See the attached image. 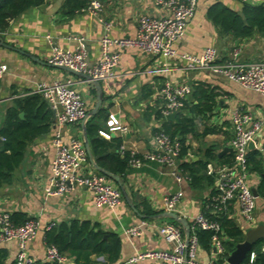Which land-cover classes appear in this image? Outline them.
I'll return each mask as SVG.
<instances>
[{"label":"crops","instance_id":"obj_1","mask_svg":"<svg viewBox=\"0 0 264 264\" xmlns=\"http://www.w3.org/2000/svg\"><path fill=\"white\" fill-rule=\"evenodd\" d=\"M65 1L46 0L44 4L31 8L10 21L8 29L0 34V42L10 46L8 48L0 45V65L7 66V71L0 81V126L6 110L15 105L14 100L17 96L35 90L39 84H50L55 81L72 80L74 87L85 99L88 112L94 109L96 104L94 85L48 62L52 53L48 36L53 44L72 50L83 43L88 53V62L93 65L101 57L100 40L106 32V23L110 24L108 30L110 36L135 38L138 21L142 15L157 18L170 15V9L160 4L158 0H100L103 11L98 15L83 11L68 14L64 8ZM218 2L235 11H241L243 7V2L237 0H198L194 18L175 44L178 54L201 55L205 48L215 47L219 51L221 61L225 62L231 60L233 52L239 48L240 52L236 59L238 62H264V33H257L246 39L224 33L208 16V9ZM250 4L264 5V0ZM79 38L81 41H78ZM184 65L185 62L180 58L166 60L137 49H123L114 76L100 81L104 96L102 108L107 109L108 117L103 118L96 113L86 120L85 128L82 122L67 125L63 131L65 137H76L85 143L90 123L108 131L107 120L113 114L119 118L122 128L110 132V138L100 134L99 139L109 142L112 138L119 139L120 148L112 147L97 155L93 153L92 142L88 138L92 160L102 167V163L107 162L106 158L110 154L120 152L124 155L122 148L144 155L154 149L156 131H164L163 124L170 121L167 117L158 119L155 115L164 104L160 94L164 83L168 81L173 84H187L192 88L205 84L207 87L215 88L219 93L218 104L210 115L202 121H197L194 133L186 135L185 144L188 149L186 155L180 157L179 167L183 162L209 160L208 150L216 157L209 161L215 169L229 165L230 155L233 153L229 148L232 149L231 140L234 135L230 111L241 106L250 110L254 117L264 120V96L209 69L186 70ZM193 100L191 93L189 101ZM185 111L180 112L184 116L192 115L188 109ZM148 113L152 115L149 116ZM54 117L56 116L52 110L53 123L50 130L29 143L22 164L13 173V182L0 189V212H21L29 218L38 219L41 223L42 227L36 238L29 244V253L41 262L44 260L46 250L44 225L49 222L59 225L62 222L78 220L89 221L95 230L100 229L119 237L118 259L109 262L104 256H92L93 264H158L154 260L135 263H130L129 260L140 252L169 248L158 231L160 225L170 223V219L160 217L165 211L163 198L177 191L183 192L184 197L175 212L185 217L192 228L194 218L204 212L212 188L193 189L190 180L184 178L181 181L177 180L174 173H178V168L146 162L140 167H128L125 176L121 177L128 197L122 196L116 210L96 205L90 192L85 189H76L63 196H47L44 188L49 183L51 163L55 156ZM206 128L213 131L205 133ZM256 140L258 148L250 150L258 152V159L264 169V125L256 135ZM226 148L228 151L224 152ZM82 173L86 175L100 173L89 156ZM181 173L183 177L188 175L183 170ZM263 178L264 174L250 171L249 182L257 193ZM113 183L120 188L115 181ZM214 187L216 188V182ZM155 213H158L155 217H145ZM255 215L256 224H264L263 196L257 197ZM229 216L244 233L250 228L241 216L236 202L231 203ZM142 222H146L147 225L141 236L130 237L126 234L128 228ZM0 247L9 252L7 264L15 262L17 243L9 242ZM198 260L200 264H227L218 262L214 250L211 253L200 250ZM70 262L74 263L73 259L70 258Z\"/></svg>","mask_w":264,"mask_h":264},{"label":"built area","instance_id":"obj_2","mask_svg":"<svg viewBox=\"0 0 264 264\" xmlns=\"http://www.w3.org/2000/svg\"><path fill=\"white\" fill-rule=\"evenodd\" d=\"M243 3H254L258 0H237ZM160 4L170 9V15L163 18L142 15L138 21V30L135 38H114L109 35L110 24L106 23V32L100 40L101 57L96 64L90 65L88 53L83 43L72 50L53 44L50 36L52 53L48 62L53 66H66L81 73L88 74L94 79L105 81L115 74V68L121 59L123 49H137L150 54L171 60L180 58L185 62L186 70L209 69L234 81L244 88L256 91L264 96V62H238L240 49L233 52L231 60L222 62L219 51L215 47H207L201 55L178 54L175 44L183 36L186 27L194 18L198 0H158ZM98 15L103 11L100 0H90L82 9ZM78 41H81L79 38ZM166 66L167 63L165 62ZM7 71L5 64L0 65V81ZM31 93H39L49 103L55 113V131L53 147L55 156L51 163V177L44 188L47 196H63L76 189H85L90 192L93 202L98 206H105L116 210L120 205L123 193L113 181L104 174L82 173V168L88 162V153L85 143L76 138H66L64 128L67 125L80 124L88 117L86 101L81 93L74 87L72 80L55 81L50 84H39ZM192 87L187 84H173L165 82L160 90L164 104L161 113L164 117L174 112H180L189 101ZM25 92L19 96H25ZM233 126L231 148L234 154L232 165L215 169L208 164L207 174L216 176V193L210 197L212 214L230 212L232 202L239 206L241 216L248 227L257 226L256 209L257 197L249 182V145L258 148L256 135L262 130L264 120L256 118L247 108L235 107L230 111ZM108 131L101 130L100 134L110 138V132L122 128L120 120L111 114L107 120ZM155 146L150 152L139 155L135 151L130 153L129 167H140L146 162H155L162 166L178 168L174 173L178 181L190 180L189 175L181 173L179 160L183 144L179 138H172L163 130H158L154 136ZM125 153L124 148L121 149ZM182 191L169 194L163 198L165 211H176L183 199ZM146 222L128 228L126 234L130 237L141 236ZM55 223L44 225V230H50ZM38 219H30L23 224L12 220L9 211L0 212V245L9 242L17 243L15 264H42L45 262L62 264L70 262V258L59 252L54 245H46L45 258L41 262L29 253V244L36 238L41 229ZM210 230L213 233L212 247L216 256L224 253L220 224L210 219L206 213L198 214L193 220V229ZM187 241L183 229L173 223H165L158 227L169 248L164 250L144 251L133 256L129 262L135 263L143 260H154L158 264H200V245L197 236L192 232ZM264 250V247H263ZM255 253H251L253 260ZM186 257V259H185Z\"/></svg>","mask_w":264,"mask_h":264},{"label":"trees","instance_id":"obj_3","mask_svg":"<svg viewBox=\"0 0 264 264\" xmlns=\"http://www.w3.org/2000/svg\"><path fill=\"white\" fill-rule=\"evenodd\" d=\"M46 0H0V34L5 32L10 21L18 18L24 12L31 8L38 7ZM90 0H66L64 8L68 14L82 11ZM208 16L216 23L226 34H232L236 38L246 39L257 33H264V5H254L243 3L241 11L232 10L222 3L213 4L208 9ZM25 96H17L14 100L15 105L6 110L4 121L0 126V189L13 182L14 171L22 164L26 149L34 139L46 134L53 123L52 110L49 103L39 93H31ZM193 101H188L183 109H188L192 115L184 116L179 113L176 121H166L163 124L164 132L172 138L178 136L183 144L181 157L187 153L186 135L192 134L197 129V121H202L210 115L218 104L219 93L215 88L207 87L205 84L193 86ZM24 114L21 117V114ZM107 109L100 108L97 116L108 117ZM147 115H152L148 113ZM158 119H164L161 110L155 113ZM101 126L91 124L87 128L88 138L91 140L92 151L94 154H100L108 151L112 147L120 148L121 141L113 139L111 142L101 137ZM213 131V130H212ZM206 128L205 133L212 132ZM208 159L206 161L183 162L180 168L188 173L190 177V186L193 189L201 190L211 187V195L216 193L214 187L216 182L215 175L207 174V167L210 159H216L208 150ZM233 164L234 154L230 155ZM130 153L126 151L124 155L120 152L107 156V162L102 163V167L113 174L124 177L129 167ZM250 171L264 174L261 161L258 159V152L249 151ZM258 195L264 197V178L258 187ZM210 199L206 203L204 213L217 221L221 227V237L224 245V253L218 256L219 263H227L229 255L236 249L239 243L245 239V233L228 213L212 214ZM150 215V214H149ZM146 215V218L155 217L158 213ZM11 218L17 224H23L33 219L21 212L11 213ZM180 227V224L170 220ZM193 227V226H192ZM192 232L197 236L201 250L208 253L213 251L212 236L210 230L192 228ZM44 241L46 245H54L59 252L73 259L75 264H93L92 256H104L109 262H115L120 254V240L114 234H107L98 229L89 221L73 220L71 222H62L55 225L50 230L45 231ZM264 239L257 242L248 253L242 264H264ZM251 253H255L251 260ZM9 252L0 247V264H7ZM11 264H15L12 262ZM42 264H57L45 262Z\"/></svg>","mask_w":264,"mask_h":264},{"label":"water","instance_id":"obj_4","mask_svg":"<svg viewBox=\"0 0 264 264\" xmlns=\"http://www.w3.org/2000/svg\"><path fill=\"white\" fill-rule=\"evenodd\" d=\"M0 45L4 46V47H10L7 44H4L2 42H0ZM68 73H71L75 76L81 77L85 80H87L88 82L92 83L95 87L96 90V104L94 109L88 114V117L82 122L83 128H85V124H86V120L90 117L95 115L98 110L100 108H102V104L104 101V96H103V88L102 85L100 83L99 80L94 79L92 76L85 74V73H81L78 72L76 70H73L69 67L66 66H56ZM192 99V96H191ZM220 104H222V100H220ZM178 112H174L172 114H170L169 116H167V119L170 121H174L175 118L178 116ZM24 114H21V117H23ZM54 120L56 121V117H54ZM85 145H86V149H87V153L88 156L92 162V164L94 165V167L102 174H104L105 176L109 177L110 179H112L113 181H115L121 188L123 195L127 198L128 194H127V190L123 184V180L120 176L113 174L112 172L104 169L103 167L98 166L93 160H92V151L89 147V141L88 138L86 137L85 140ZM249 148L252 149L254 148L253 144L251 143L249 145ZM229 150L232 151V149L229 148ZM228 151V148H226L224 150V152ZM254 195L256 197H258V193L256 191V189H253ZM161 218H167L170 220H173L175 222H177L178 224H180V226L182 227L185 237L187 239V241L190 238L191 235V225L188 222V220L181 216L180 214H178L177 212H173V211H163L162 214H160ZM264 239V224H259L254 228H249L246 230L245 232V239L242 243H239L236 246V249L229 255L228 259H227V263L228 264H242L244 262V260L246 259L248 253L252 250L253 246L259 242L260 240ZM186 259V257H185ZM62 264H74L73 262H66V263H62Z\"/></svg>","mask_w":264,"mask_h":264},{"label":"rangeland","instance_id":"obj_5","mask_svg":"<svg viewBox=\"0 0 264 264\" xmlns=\"http://www.w3.org/2000/svg\"><path fill=\"white\" fill-rule=\"evenodd\" d=\"M186 109H182V112H184ZM186 112V111H185ZM228 264V263H227Z\"/></svg>","mask_w":264,"mask_h":264}]
</instances>
